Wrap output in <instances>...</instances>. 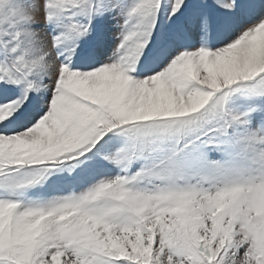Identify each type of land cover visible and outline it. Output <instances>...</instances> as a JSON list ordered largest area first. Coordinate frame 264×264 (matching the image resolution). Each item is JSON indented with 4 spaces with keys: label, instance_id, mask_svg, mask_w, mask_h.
Here are the masks:
<instances>
[{
    "label": "snow or ice",
    "instance_id": "1",
    "mask_svg": "<svg viewBox=\"0 0 264 264\" xmlns=\"http://www.w3.org/2000/svg\"><path fill=\"white\" fill-rule=\"evenodd\" d=\"M0 264H264V0H0Z\"/></svg>",
    "mask_w": 264,
    "mask_h": 264
}]
</instances>
